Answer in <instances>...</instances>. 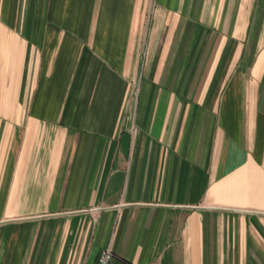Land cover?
Segmentation results:
<instances>
[{
	"label": "crops",
	"instance_id": "crops-1",
	"mask_svg": "<svg viewBox=\"0 0 264 264\" xmlns=\"http://www.w3.org/2000/svg\"><path fill=\"white\" fill-rule=\"evenodd\" d=\"M264 264V0H0V264Z\"/></svg>",
	"mask_w": 264,
	"mask_h": 264
},
{
	"label": "built area",
	"instance_id": "built-area-1",
	"mask_svg": "<svg viewBox=\"0 0 264 264\" xmlns=\"http://www.w3.org/2000/svg\"><path fill=\"white\" fill-rule=\"evenodd\" d=\"M116 258L114 252L111 249H106L100 253L96 264H111V262Z\"/></svg>",
	"mask_w": 264,
	"mask_h": 264
}]
</instances>
